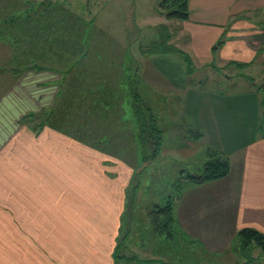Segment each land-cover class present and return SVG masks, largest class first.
<instances>
[{
  "label": "rangeland",
  "instance_id": "374dc122",
  "mask_svg": "<svg viewBox=\"0 0 264 264\" xmlns=\"http://www.w3.org/2000/svg\"><path fill=\"white\" fill-rule=\"evenodd\" d=\"M160 1L0 0V64L20 70L26 62L16 61L17 56L41 49L51 59L59 55L53 49L57 46L78 55L86 49L82 39L89 30L88 56L68 76L65 94L73 99V116L82 126L94 128L87 133L111 140V171L121 180L131 176L132 223L117 251L121 264H129L133 257L154 258L144 264L264 262V251L256 243L244 254L238 242L234 249L213 253L201 243L187 241L176 223L175 236L168 239L157 234L151 222L149 214L156 206L179 197L178 181L184 183L189 174L198 176L206 156L210 159L212 151L235 138L228 131L242 125L237 131L241 141L247 134L244 129L258 132L264 117V45L259 52L252 50H257L259 28L245 18L222 27L169 18ZM162 37L191 56V67L180 52L151 53ZM240 57L251 61L239 67L245 62ZM135 58L144 81L138 85L129 76ZM134 87L153 109H143L145 115L149 110L155 114L162 129L159 156H153L152 134L139 136L141 122L132 107Z\"/></svg>",
  "mask_w": 264,
  "mask_h": 264
},
{
  "label": "crops",
  "instance_id": "0c3cea01",
  "mask_svg": "<svg viewBox=\"0 0 264 264\" xmlns=\"http://www.w3.org/2000/svg\"><path fill=\"white\" fill-rule=\"evenodd\" d=\"M189 14V22L220 27L245 18L259 28L252 50L264 45V0H189ZM21 68L0 70V264H116L132 223L131 176L111 171V140L73 116L67 77ZM238 126L217 148L229 174L183 178L175 200L177 228L213 253L234 249L242 228L264 232V136L248 127L239 141Z\"/></svg>",
  "mask_w": 264,
  "mask_h": 264
},
{
  "label": "trees",
  "instance_id": "16d2710c",
  "mask_svg": "<svg viewBox=\"0 0 264 264\" xmlns=\"http://www.w3.org/2000/svg\"><path fill=\"white\" fill-rule=\"evenodd\" d=\"M44 3V1H43ZM52 5L54 3H51ZM56 6V4H54ZM160 7L166 12L167 17L169 18H175L180 19L183 21L189 20V0H161L160 1ZM3 22L0 21V26ZM84 38L82 39V43L86 47V49L79 53L78 55H75L72 53L71 48H63L57 46L55 49L56 53L59 54L57 56L52 55L51 59L47 55V52L36 49L31 50L30 52L27 51L29 56H25L21 54V56H17L19 60L25 61V65H31L32 67L36 69H50L54 68L55 70L60 71V73L67 77L70 76L72 73H74L76 70L80 69V66L85 61L86 55L88 56V50L90 48V42H89V30L86 31ZM167 37V36H166ZM165 38V37H164ZM163 37L161 38V41H159L158 45L154 47L153 51L151 53H157V54H168V53H174V52H180L184 54V51L177 48L175 45H172V43H168V39ZM39 44V43H37ZM220 45V44H218ZM38 45L35 46L37 48ZM62 46V45H60ZM48 48V47H47ZM65 50V51H64ZM33 51V52H32ZM150 53V54H151ZM62 56H66V58L61 59ZM30 59V60H28ZM184 59L187 62L188 66L191 67L192 64V58L191 56L186 53L184 54ZM50 60V61H49ZM135 62L134 67H132V72L129 73V76L132 80L136 82V84H141L144 81L142 80V76L140 73L139 68V62L140 60L135 58L132 59ZM30 61V62H29ZM233 62V61H231ZM250 62V61H249ZM246 62L238 63L237 65L244 66L249 64ZM56 68H55V67ZM63 69V70H62ZM78 72V71H77ZM105 88V83H101L100 90L102 91ZM133 106L135 108V115L138 116L139 121L141 122L140 129H139V136L144 139L145 136H147V132H149V135L154 139L153 145V156H159L161 147H162V129L159 126V123L157 121V118L155 114H152L151 111H147L150 115H145V112L143 109H146L147 107L151 108L150 105H148L144 98L141 96V94L138 92L139 90L134 87L133 89ZM138 90V91H137ZM141 92V91H140ZM118 93V92H117ZM106 103V99H103ZM100 102V101H99ZM264 104V103H263ZM153 110V109H152ZM121 114V113H120ZM119 114V115H120ZM42 114L41 116H43ZM37 118L39 116H36ZM32 118V117H31ZM264 120V117H263ZM263 120H260V123L258 124V132L259 134L264 136V123ZM150 130V131H148ZM200 136H197L196 138H199ZM142 159L145 160L146 157L142 156ZM230 171V162L227 157V155L223 152H220L218 150H214L211 153V157L208 161H206L205 166L202 170V172L198 176H194L193 174H189L187 177L190 181H196L198 183H203L207 181H213L220 179L222 177H225L229 174ZM180 186L179 190V196L182 194V183L178 181V184ZM176 201H173L172 199L168 198L160 207H155L153 211L149 214L151 222L153 224V227L155 229V232L157 234L163 235L164 238L170 239L172 236H175V223H176V214L174 211ZM128 231V230H127ZM126 231V232H127ZM127 233L123 236L122 241L118 243L116 252H115V258H116V264H121V259L117 257V251L120 247H122L123 241L126 239ZM187 241L194 242V239H191L185 235ZM196 242V241H195ZM237 242L244 254V250L251 246V244L256 243L260 247H262V250L264 251V232L252 228V227H245L238 231L237 235ZM199 244V242H197ZM120 257V255H119ZM136 259L132 258L131 260ZM151 258L145 259H136L135 261H140L141 263L150 260ZM154 259V258H152ZM129 260V259H128ZM160 260V259H159ZM167 261V260H166ZM168 262V261H167ZM166 262V263H167ZM146 263V262H145ZM251 264H264V262H250ZM168 264H173L168 262Z\"/></svg>",
  "mask_w": 264,
  "mask_h": 264
}]
</instances>
